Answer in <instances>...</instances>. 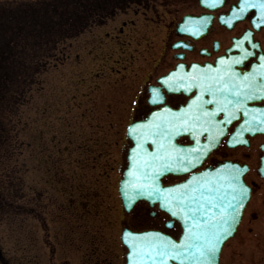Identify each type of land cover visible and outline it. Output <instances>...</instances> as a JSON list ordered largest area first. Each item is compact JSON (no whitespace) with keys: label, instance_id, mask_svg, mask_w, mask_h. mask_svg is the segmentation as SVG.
Masks as SVG:
<instances>
[{"label":"flooded vegetation","instance_id":"af4514ba","mask_svg":"<svg viewBox=\"0 0 264 264\" xmlns=\"http://www.w3.org/2000/svg\"><path fill=\"white\" fill-rule=\"evenodd\" d=\"M216 1H222L223 4L216 9L205 5L213 6ZM249 2L257 3L258 0ZM242 7L243 0H0V227L7 224L19 226L22 220V162L19 161L23 146L19 137L23 128L22 109L30 98L40 66L49 65L58 58L65 64L72 40L81 39L83 51L87 48L94 51L95 48V57H91L90 53L88 61L125 65L128 69L124 71L127 73L132 69L130 74H133L134 80L131 83H136L135 77L139 75L143 81L139 90L133 89L135 99L142 98L146 88L177 66L188 68L196 63L215 67L219 58L229 55L238 59L223 58L222 62L233 61L234 72L243 76L249 87L254 77L258 88L262 84L264 61L260 59L264 56V11L257 7L241 12ZM186 17L189 18L187 22L184 21ZM200 20L204 26H208L203 35L198 33L196 27ZM159 33L161 37H166L163 39V53L156 60L155 44H159ZM246 52L253 55L248 56ZM130 53H133V58H127ZM151 59L156 62L153 68L144 70L149 69ZM136 60L140 65L136 64ZM112 66L104 65L100 71L107 72ZM127 73H124V77ZM127 93L129 100L131 95ZM165 94L171 98L167 107L173 109L185 105L190 98L183 93ZM259 97L255 95L253 100L248 101L250 108H264V100H258ZM213 107V104H209L208 110L211 111ZM130 113L128 124L149 116V113L134 105ZM223 114L220 112L215 120L225 119ZM225 121L220 122L219 127L225 128ZM243 121L244 116L240 114L238 119L229 123L227 136L210 152L204 165L214 167L224 161H234L248 167L244 179L251 188L250 201L244 209L235 236L222 248L219 264H223L225 253L228 258H234L237 264H264V236H251V223L256 220L244 219L254 194L260 191L264 196V134L247 135V144L231 147L229 136ZM213 125L215 123H211V127ZM179 141L182 144L190 143L186 137ZM184 178L167 175L163 178V185H173ZM39 198L43 199L42 193ZM23 205L29 207V201H24ZM123 214L122 223L131 230H158L175 240L181 237V222L171 218L158 206L142 201L135 209ZM158 215L159 219L156 218ZM151 218L158 219L154 220L156 224L150 223ZM247 226L249 231L244 234ZM110 243V246L103 245L108 253H113L111 246L116 244V240L113 238ZM247 243H257L248 247L261 248V251L256 254L255 251L240 250ZM119 248L122 252L119 256L114 252L103 262L92 257L93 261L88 264H112V261L113 264H124V248ZM62 263L69 264V260L65 259ZM0 264H9L1 242Z\"/></svg>","mask_w":264,"mask_h":264},{"label":"rangeland","instance_id":"374dc122","mask_svg":"<svg viewBox=\"0 0 264 264\" xmlns=\"http://www.w3.org/2000/svg\"><path fill=\"white\" fill-rule=\"evenodd\" d=\"M165 37L158 34L156 60L163 53ZM81 42L72 41L65 64L58 58L40 68L31 101L22 109V220L19 226L0 227V242L9 264H65V259L69 264H88L94 257L103 262L114 252L122 254L119 232L125 226L117 175L123 163L122 149L130 146L125 126L131 118L133 89L143 80L138 75V86L130 83L132 69L127 73L125 65L88 61L90 53L95 57V48L83 51ZM132 54L127 58H133ZM155 63L151 59L149 69L144 70L150 71ZM104 65H113L108 69L113 74L100 71ZM26 200L30 208L23 205ZM151 219L156 224L158 219ZM244 219L256 220L251 223V236H264L260 191L254 194ZM248 231L249 226L244 234ZM113 238L116 244L111 246L113 253H108L103 243L110 246ZM249 245L258 244L247 243L240 250L261 251ZM222 261L237 264L226 253Z\"/></svg>","mask_w":264,"mask_h":264},{"label":"snow or ice","instance_id":"6c2138e0","mask_svg":"<svg viewBox=\"0 0 264 264\" xmlns=\"http://www.w3.org/2000/svg\"><path fill=\"white\" fill-rule=\"evenodd\" d=\"M259 8L261 11H264V0H258L257 3H250L249 0H243V7L240 9L241 12H244L245 9L248 8ZM248 56L253 55V53L246 52ZM223 59V58H221ZM260 59L264 60V56H261ZM238 62V61H237ZM174 74H169V76L161 77L159 81L153 82V85L150 88H146L143 92V96L140 99H132L131 104L136 106L141 111L149 113L153 118L157 116V112L159 111H168L171 112V108H168L167 105L170 103L169 97H166V92H177L184 91L191 92L193 87H195V80L193 79L191 84L185 82L183 78L174 79ZM159 84V86H157ZM179 84L180 87L176 85ZM210 103V102H209ZM155 109V111H153ZM162 125H155V131L153 130V123L145 119L144 121L137 124L135 121L130 125V132L133 134H143L147 132L150 135H161L167 138H171L172 135L178 134L181 131H190V129L183 124H179L176 122H169L170 131L168 127L164 129L163 132L160 131ZM251 130V129H250ZM246 142V141H245ZM152 143H157V141L153 140ZM141 152H146L147 149L143 143L137 145ZM161 147H163L161 145ZM135 151V149H134ZM194 157L197 158L195 162H198V157L200 153H192ZM169 157L159 155L153 156L152 161L149 164H145L144 171L141 174V179L148 181H155V174L152 176L148 175V170L152 168L153 165L158 166V170L160 174L169 171L167 164L169 163ZM179 159V157H177ZM194 161L185 160L184 163L192 164ZM139 170V166H138ZM187 170V169H185ZM232 182L238 187H232L230 193H227L223 196L219 195V188H209V195L206 197L201 190L199 192L200 200H196L193 197H189L186 194H181V200L186 201L180 203L179 207L182 212L185 213L184 220L187 223L188 221H195L198 216L206 217L212 212V209H216L220 214L219 219L214 217L215 223L211 230L205 228L203 232L199 233H186L187 241H203L202 244H189L186 246V241H181L178 245L175 243H168L163 245L165 249L171 248L175 250V256L171 257L173 259L180 256L181 252H187L189 247L195 248V251L199 253L201 257L206 258L209 262H212L215 258L217 251L220 250L222 246V241L227 237L231 236L233 231L235 230L236 223L238 218L242 215V212L239 209H242L244 206L241 201L247 199L248 187L241 183L238 175H234L231 178ZM191 184V181L188 182ZM179 187V186H177ZM144 187L141 186L140 189L135 190V195H140L142 191H144ZM148 195L151 196L153 191L159 192L161 189H146ZM193 193H195L196 189H191ZM127 196L128 194L125 193ZM159 200L160 197H157ZM207 207H204V205ZM192 205H197L196 207H191ZM164 207L168 212H171L173 216L180 215L181 213L178 211H173L168 204H165ZM205 221L201 220V224H204ZM199 228V225H196ZM159 236V233L156 234ZM135 248V245H133ZM155 251L156 257L159 258L160 264H165V260L168 258L169 253L167 251H161L159 249H153ZM147 251V249H145ZM152 261V264H156V261L149 257Z\"/></svg>","mask_w":264,"mask_h":264},{"label":"water","instance_id":"95a60500","mask_svg":"<svg viewBox=\"0 0 264 264\" xmlns=\"http://www.w3.org/2000/svg\"><path fill=\"white\" fill-rule=\"evenodd\" d=\"M200 132L205 134L204 132H206V131H200ZM206 133H208V132H206ZM135 140L138 143H142L144 141V137L140 134ZM193 150H192L191 147H188L187 149L185 148L184 152H187L186 153L187 154L186 160L192 161L191 159L193 157H192L191 153L193 152ZM194 165H196V163ZM184 166H185V163H184ZM191 166H188L186 169L188 170ZM243 174H244V169L238 167L237 165H233V164H229V163L225 164V165H220V166H218L215 169H207L206 171H204V172H202L200 174L192 176L187 182L183 183L179 187L171 188L167 192V194L168 195H170V194L173 195V194H176L178 192H182L183 194H186L189 197H193L196 200H200L199 192L201 190L203 191L204 195L207 197L209 195V191H208L209 188H219L220 189L219 195L223 196V195H225L227 193H230L231 190H232V187H238L237 185L234 184V182H232V180H231L232 176L238 175L239 178H240L241 183L244 184L243 179H242ZM140 180H138V179H135V180L134 179H128L127 182H126V187H128V189L125 187V183H124V190H122L123 194H124V197H126L128 199H130V198H134L135 199L137 197L138 198H144V197L145 198H151V197L154 198V197H158V193L159 192L153 191V194L151 196H149L148 192L146 190L148 188H152L153 190L154 189H159V186L156 184L155 181H152V180L145 181L143 179H140ZM189 181H191V184L188 183ZM141 186H143L145 190L142 191V193L140 195H135L134 194L135 190L140 189ZM191 189H196L197 191L195 193H193L191 191ZM125 193H127L128 195L126 196ZM155 194H156V196H155ZM248 199H249V191H248V194H247V199L241 201V203L244 206L242 207V209H239V211L242 212V210L245 207ZM196 206L197 205H192L191 207L194 208ZM204 207H207V205L205 204ZM182 213H183V216H181V218L184 221L185 228H187L189 230V227L191 226L193 232L189 231V233H194V234L195 233H199V232H203L205 228H208L209 230H211V228L213 227V225L215 223L214 217L216 219H219V215H220L217 212V210L213 208L212 212L209 215H207L206 217L198 216L195 221H188L186 223L184 218H183L185 213L184 212H182ZM240 218H241V216L238 218V221H237L236 226H235V230H236V227H237V225H238V223L240 221ZM201 220H204L205 223L201 224ZM196 225H199V228H197ZM235 230L233 231L232 235L234 234ZM144 235H143L144 237H142V239L145 241V243L141 244V246L139 248L138 247L137 248H133L132 251L135 252L136 256H139L140 254L138 252L139 251L140 252L143 251L145 247H148L151 244L152 246L148 247V249L146 251L148 254L145 256L144 264L147 263L148 260H150L149 257H152L153 260L156 259V258L159 260V258L156 257L155 251L153 249H159L161 251H165V249L163 247H161L159 242L163 243V242L166 241V239L165 238H161L160 235L157 236L155 233H148V234H144ZM231 236H229V237H231ZM229 237H227V238H229ZM148 239H150V241H153L154 243L149 242ZM226 239H224L222 241V244H223V242ZM134 240H138V239H134ZM184 241H186V246H187V244H202L203 243V241H195V240L187 241L186 236L184 238ZM189 249L191 250V247H189ZM192 249H193L194 252H196L195 248L192 247ZM172 250H174V249H172ZM220 250H221V248H220ZM220 250L217 251V253L215 255V258H214V260L212 262H209L206 258L201 257L200 255H194V256L192 255L191 256L188 253H186V254L182 253L176 259L177 260L180 259L182 264H207V263H209V264H217V262H218V254H219ZM189 256H191V257H189ZM195 259H198V260L205 259V261L207 263H205V262L201 263V262H198V261L195 262Z\"/></svg>","mask_w":264,"mask_h":264},{"label":"bare ground","instance_id":"6f19581e","mask_svg":"<svg viewBox=\"0 0 264 264\" xmlns=\"http://www.w3.org/2000/svg\"><path fill=\"white\" fill-rule=\"evenodd\" d=\"M127 150H128V147H125L124 149H123V152H122V158H123V164H124V166H126V163H127V158H126V156H127ZM124 169V168H123ZM123 169H121V174H122V171H123ZM118 182V181H117ZM139 204V202L134 206V208L133 209H135L136 208V206ZM139 240L140 241H142L143 239L142 238H139ZM145 258V257H144ZM144 258H143V260H144Z\"/></svg>","mask_w":264,"mask_h":264}]
</instances>
